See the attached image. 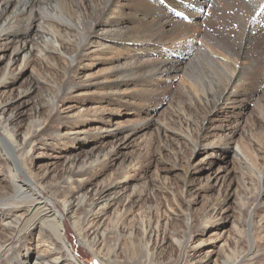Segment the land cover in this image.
<instances>
[{"label":"bare ground","instance_id":"1","mask_svg":"<svg viewBox=\"0 0 264 264\" xmlns=\"http://www.w3.org/2000/svg\"><path fill=\"white\" fill-rule=\"evenodd\" d=\"M35 1L29 0L25 3L24 0H0V63L6 61V69L0 80V131L5 135L3 141L14 150L26 142L21 136L22 128H16L13 134L8 128L24 115L23 110L28 104L31 92L19 93V95L16 92L27 79V72H31L33 60L39 57L46 64L49 58H54L46 51L51 53L61 51L65 54L64 50L68 51V49L64 45L69 33L78 29L83 17L90 18L92 27L87 26L86 29L91 33L83 49V55L76 53L79 57L68 67V70L76 75L71 95L79 92L98 95L97 92L103 91L104 94L100 93L103 98L99 103L104 104L105 108L99 107L101 109L93 111L92 115L89 113L86 120L78 121L84 116L79 114L81 116L76 118L74 111L63 109L65 104L63 100L66 97L63 100L61 96L58 98L54 110L55 118L57 122H68L70 127L63 129L65 136L61 137L60 133L58 138L50 142L61 144L67 137L71 138L75 150L84 149L82 156L74 155L73 149L66 158L67 163L69 162L66 185L71 193L62 200V208L69 215L80 244L99 257L104 264H145L138 259L120 261V254L124 253L121 246L115 247L110 252V257L101 256L103 244L100 240L106 235L103 222L109 214L117 212L122 213V216L118 221L116 234L120 237H128L133 245H139L148 258L157 259L155 251L161 237L160 220L152 223L150 226L152 230H148V233L142 234L140 238L136 237L127 226L129 203L125 204L123 199L124 193L133 185V180L129 178L132 170L129 171L126 167L117 179L107 178L110 170L117 164L122 166L126 156L125 150L131 147L133 138L144 131L145 127L132 130L124 123L121 116L115 118L110 112L107 113L109 98L110 102L113 98H117L123 103L136 98L138 93L145 90L160 85H172V77L184 71L195 54L201 51L219 70L230 74L232 81L218 99L210 100L207 94L199 97L189 93L192 97L191 104L206 103L211 111L206 113L205 119L198 124L188 140L197 149V155L205 156L202 165L209 169L221 170L227 157L232 153L238 157L243 156L239 158L244 162V152L238 145L233 148L240 127L233 128L232 115L227 116L232 122L226 120L224 124L212 128L211 137L207 136V131L212 127L211 125H216L214 120L219 116V110L225 109L224 106L228 105V102L237 109L240 107L238 104L244 107L248 103L245 102L251 99L256 107L254 110L256 118L264 123V0H109L89 2V6L85 0H63L67 9L65 8L62 13L66 19L63 21L58 19L54 24H50V21L36 14ZM127 11L135 15L134 18H132L134 15L131 17L133 24L129 27L125 21ZM112 12L116 13V17L110 20ZM176 15H182V22L184 21L180 23L179 34L176 33L177 38L174 42L163 46L155 33L163 29L164 33L167 29L164 25L172 26L170 23H173ZM153 16L156 20L158 18L159 22L149 23ZM105 19H109V22H103ZM160 25L164 27H159ZM200 27L202 29L199 30ZM37 34L43 36L50 34V37H44L45 44L53 42L55 49H43L39 45L36 48ZM201 35L205 44L196 40V36L201 37ZM211 46L217 50H213ZM102 48H106L103 50L104 56L115 52L119 55L105 62V66L110 67L106 75L97 78L87 76L85 67H82L85 62L83 60L96 55L99 51L97 49ZM163 51H170V59L154 65V70H148L150 66L147 64L149 63L147 59ZM65 55L69 56V54ZM32 72L34 75V70ZM249 75L254 76L252 77L255 83L250 95H245L246 92L231 91L242 77ZM109 81L110 92L105 93L102 89L108 90ZM47 82L49 81H43V83ZM13 110H18L15 111L17 114H14ZM208 121L211 123L210 127ZM34 136L39 137L40 142L43 141L44 130L36 131ZM35 145L33 144L26 153L27 160L22 161L23 166H26L23 172L30 185L19 184L20 177L9 168L7 172L0 170V178H4L10 187L9 191L0 187V228H3L9 236V239L3 238L6 244L2 246V242L0 245V264H81L73 248L69 246L64 213L55 210L53 200L46 198L40 191L49 173L39 175L34 172L33 157L39 151ZM0 165L4 166V162L0 161ZM218 181L219 179L216 178L213 182L218 184ZM211 182L212 180L200 189L213 187ZM262 185L264 187V177ZM263 199L264 189L261 194V200ZM82 201L85 202L83 207H87V210L83 211L84 216L81 218ZM193 204L194 202L189 203L190 208ZM262 206L264 205L259 203L254 214L249 213L248 217H257L261 213ZM216 207L205 208L200 214V218L205 223L211 224L210 227L205 226L206 233L215 227H219L220 231V227L222 225L225 227L229 222L230 217ZM257 231L263 232L264 226L260 224ZM214 236H217L214 238L216 242L223 238L220 232ZM165 243L164 241L161 246ZM196 243V238H192V251L206 246L204 243L199 245ZM50 255L53 256L52 259ZM210 263V254L204 252L198 260L192 259V255L182 257L179 264Z\"/></svg>","mask_w":264,"mask_h":264},{"label":"rangeland","instance_id":"2","mask_svg":"<svg viewBox=\"0 0 264 264\" xmlns=\"http://www.w3.org/2000/svg\"><path fill=\"white\" fill-rule=\"evenodd\" d=\"M107 1L109 0H85L88 6L89 2ZM24 2L28 3L29 0H24ZM35 2L37 3L36 14L48 22L50 21V24L56 23L58 19L60 21L66 19L62 13L67 9L63 0H36ZM122 4L126 3L122 2ZM127 12L128 15H125L127 20L125 21L129 27L133 24L132 18L135 15L130 11ZM115 17V12L110 13V20ZM182 20V15H176L175 22L170 23L172 26L163 24L167 27L164 33V29L155 33L163 46L176 40L175 38L180 31V23L184 22ZM103 22H109V19H105ZM152 22H159V19L156 20L153 16L149 23ZM91 24L90 18L85 19L83 17L78 24V29L69 33L66 38L64 46L67 47L68 51L64 50V53L69 54V56L61 51L59 53L69 57L71 61L61 57L59 53L49 51L46 52L53 55L54 58H49L46 64L39 57L33 60L30 71L34 70V75H32L33 72H27V79L16 92L18 95L19 93L31 92L28 104L23 110L24 115L8 128L12 134L16 128H22L21 136L26 142L14 150L3 141L5 135L3 131H0V161L4 162V166L0 165V170L4 172L9 171V169L12 170L20 177L19 184L30 185L24 175L23 171L26 166H23L22 161L27 160L26 153L33 144H36L35 147H38L39 151L33 157L34 172L39 175L49 173L40 191L46 198L53 200L55 210L64 213L69 246L73 248V252L81 264H104L99 257L93 255L80 244V239L72 228L70 217L61 204L62 200L71 193L70 188L66 185L69 171V162L67 163L66 158L72 153L75 145L73 146L71 138L67 137L62 140L61 144L50 142L58 138L60 133L61 137L65 136L66 133L63 129L70 127L68 122H57L55 118L54 110L60 96L62 100L66 97L63 100L65 103L63 109L74 111L73 114L76 115V118L81 115L84 116L78 121L86 120L88 114L92 115L91 113L98 110L99 107L105 108L104 104L99 103V100L103 98L100 95V93L104 94L103 91L97 92L98 95L87 92L71 95L74 87L73 80L76 75L69 71L68 67L73 60L79 57L76 53H81L80 56L83 55V49L88 43L91 33H88L86 27L91 26ZM163 25L159 27L163 28ZM170 31L174 32L169 33ZM35 36V42H38L35 45L36 48L39 45L43 49H55L53 42L45 44L44 37H50V34L44 36L37 34ZM53 38L55 39L54 36ZM196 40L205 44L202 35L201 37L196 36ZM104 49L106 48L97 49L99 51L96 52V55H91L83 60L85 62H83L82 67H85L87 76L101 77L110 70V67L105 66V62L118 56L119 53L115 52L104 56ZM212 49L217 50L215 47ZM198 52L192 61L185 66L184 71L172 77V85H160L145 90L138 93L136 98L123 103L117 98H113L110 102L109 98L107 113L110 112L115 118L121 116L122 120L125 121L124 123L128 124L132 130L142 127H145V130L139 132L137 137H134L135 139L133 138V145L131 143V147L124 152L126 156L122 166L117 164L114 169L110 170L107 178L117 179V176L121 175L126 167L129 171L132 170L131 177H129L130 175L128 177L133 180V185L124 193L123 199L125 204L129 203L127 226L136 237L140 238L142 234L152 230L150 228L152 223L160 220L161 237L155 251L157 259L148 258L146 254H143L139 245H133L128 237H120L116 234L117 224L121 220L122 213L109 214L105 218L106 222H103L106 235L104 239L100 240L103 244L101 255L103 257H110V252L115 247L121 246L124 253L120 254L119 260L123 262L138 259L145 264H179L182 257L192 255V259L198 260L205 252L210 254V264H264V231L260 233L257 231L260 224L264 226V206H262L261 213L257 217H248L249 213L254 214L259 203L264 205V199L261 200L264 189L262 185L264 177V123L256 118L254 113L256 107H254L255 104L252 103L251 99L245 102L248 103L244 107L238 104L241 108L238 107L237 109L235 105L228 102V105L224 106L225 109L219 110V116L214 120L216 125H211L208 121L209 127L210 125L212 127L207 131V136L211 137L212 128L215 126L224 124L226 120L231 122L233 120V128L240 127L233 148L236 145L240 147L244 152L245 161L242 163L239 157L243 156L238 157L232 153L227 157L221 170L218 168L209 169L202 165L205 156L197 155L198 151L188 140V137L197 129L198 124L202 123L206 113L211 111V108H208L206 103L191 104L192 97L189 93H194L199 97L207 94L210 100L218 99L222 91L231 85L232 79L230 74L219 70L203 52ZM159 54L147 59L149 60L147 64L150 66L148 70H154L158 63L170 59V51H163ZM5 69L6 61H3L0 63V80ZM250 76L253 75L242 77L231 91L246 92L245 95H250L255 87L254 76L253 79ZM46 80L49 82L43 83ZM108 86L109 91L102 89L105 93L110 92V81ZM15 111L12 112L17 114ZM230 115L233 116L232 120L228 118L231 117ZM139 119L141 120L139 121ZM116 121L119 122L120 120ZM38 130H44V140L41 142L39 137H33ZM83 151L84 149H74V155L82 156ZM196 155L197 157H195ZM216 178L219 179L218 184L213 182ZM210 180H212L213 187L200 189L209 184ZM0 183H2L1 188L10 190L4 178H0ZM57 197L59 198L57 199ZM82 202L81 206L84 208L85 202ZM192 202L194 204L190 208L189 203ZM81 206L80 217L82 218L84 216L83 211L87 210V207L82 209ZM215 206L230 217L229 222L225 227L222 225L220 231L218 230L219 227H215L206 233L204 231L205 226L210 227L211 224L210 222L209 224H207L208 222L205 223L200 218V214L205 208L209 209ZM217 232L222 233L223 238L216 242L214 238L217 236L214 235ZM3 234L6 233L3 228H0V245L4 239H9L7 234V236ZM192 238H196V245L204 243L206 246L201 247L200 250L192 251ZM164 241L166 243L161 246ZM5 244L6 240L2 246ZM52 258L53 256L50 255V259ZM133 262L136 263V261Z\"/></svg>","mask_w":264,"mask_h":264}]
</instances>
